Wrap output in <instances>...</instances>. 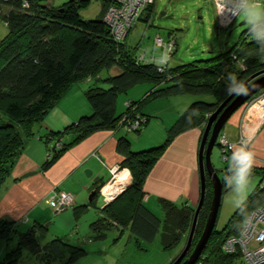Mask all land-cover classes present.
Returning a JSON list of instances; mask_svg holds the SVG:
<instances>
[{"label":"trees","instance_id":"16d2710c","mask_svg":"<svg viewBox=\"0 0 264 264\" xmlns=\"http://www.w3.org/2000/svg\"><path fill=\"white\" fill-rule=\"evenodd\" d=\"M90 2L91 0H66L56 5L50 0H0V19L7 27V32L0 38V114L6 118L1 119L0 116V186L9 176V167L22 151L26 139L36 134V123L73 83L86 78L99 79L98 74L103 68L116 66L118 69L115 74L102 77L104 85L93 84L85 89L86 99L92 108L91 113L82 114L62 131H45L39 135L40 138L48 141L49 137L57 136V139L62 140L60 135L73 131L74 136L67 141L73 143L96 130L113 127L125 112L144 115L143 123L146 124L148 116L141 112V107L147 100L175 94L213 93L216 97L214 101L195 100L191 95L192 101L167 128L166 137L159 144L133 149L127 136H118L115 148L122 156L119 169L128 168L131 180L114 201L99 207L98 211L102 214L90 223L92 228L99 229L109 227L113 221L112 225L116 224L120 229L128 228L137 238L147 241L153 240L159 234L161 246L170 248L182 236L188 235L194 207L159 196L157 200L164 213L160 218L144 202V180L173 137L195 125L203 128L208 114L237 86L238 82L233 84L235 79L228 81L218 76L220 70L231 65L232 72H237L240 77L264 68V36L248 41L240 38L225 53L169 67L168 61L159 62L165 53L164 41L168 38H162L163 44H158L155 37L156 45L161 46L159 57L154 53L150 56H146L145 52L136 54L125 47L124 40L114 38L103 19L104 6L110 0L103 1L98 17H81L80 9L87 7ZM153 4L154 1L147 8H151ZM2 5L6 7L3 8ZM142 54L144 57L140 59ZM235 58L242 62L239 71L234 70ZM213 59L217 61L213 62ZM163 64L164 70L158 69V65ZM143 82L151 83L152 88L141 99L127 100L129 104L125 102V110L116 114L117 96ZM143 123L134 131L139 132L144 126ZM17 124L22 125V133L17 132ZM202 132L203 130L201 134ZM53 144L51 155L44 161L43 167L50 165L64 148V144L58 148L56 143ZM219 147L221 148L220 145ZM232 156V150L228 151L225 161L231 160L232 168L221 179L222 194L231 186L228 180L230 174L239 167L238 162L232 160ZM7 161L8 168L4 167V162ZM261 171L263 177L262 167ZM104 181H96L95 189ZM225 185H228L227 188ZM205 187V200L185 258L193 250L208 215L212 198V187L208 178ZM96 196V193L93 194L88 203L73 206L76 215L95 205ZM263 201L264 188H261L259 182L222 228L214 226L192 264H245L239 249L226 251L222 243L227 236L239 234L249 209ZM16 226L14 220L0 218V234L6 239L10 238ZM47 231L46 223L33 222L26 231L19 232L17 246L7 252L6 260L0 261V264H16L22 247L39 252L41 245L37 236ZM43 248L41 256L46 262L65 252L68 253V260L72 261L86 252L82 246L71 244L59 235H54ZM175 259L176 257L173 261Z\"/></svg>","mask_w":264,"mask_h":264},{"label":"rangeland","instance_id":"374dc122","mask_svg":"<svg viewBox=\"0 0 264 264\" xmlns=\"http://www.w3.org/2000/svg\"><path fill=\"white\" fill-rule=\"evenodd\" d=\"M64 1L66 0H53L54 4L56 5L61 4ZM103 1L104 0H91L90 4L87 7L80 9L79 12L81 17L82 18L98 17L102 9ZM152 1H154V4L152 5L151 8H147V5L140 6L142 4L140 3L138 4V7L140 6L139 10L137 9V11H135L134 9L131 12L129 19L130 18L132 19L134 16H136V18L134 19L135 21L131 26L128 25L126 21L125 25L128 26L126 30L121 29V34H123L121 40H124V45L126 48H128L130 51L132 50L136 54L145 52L146 56H150L152 53H154L155 56H158L161 51V46L156 45L155 37H161V39L168 38L167 43H170L169 41H171L172 38L176 39V43H173L171 45L172 49L169 52V54L167 52L168 58L171 56L169 61L167 58L169 67H173L175 65L185 62H190L193 60H204L210 57H214L217 54L225 53L236 42H238L240 38H243L246 41L253 39L250 34H256L255 38L264 36V33H261V29L264 28V20L254 19L252 23L248 25L247 22L243 19V17H239V13H241L245 9V3L243 4V7L235 11L234 13L235 15L232 17V21L229 23V25L227 27H224L223 26L224 24L221 25L220 20H218V15L214 0H152ZM113 2H115V4L117 3V1L115 0H110L109 3L105 4L103 9V15L107 11L108 6L114 4ZM262 2H264V0H262ZM152 3L153 2H151V4ZM2 7L5 8L6 5H2ZM127 9L129 11L131 9V6H128ZM227 9L229 10L230 8L227 7ZM126 17L127 14L123 18V20L124 19L126 20ZM227 20L228 19L223 21V23H225ZM241 21L244 22L241 23ZM256 25L258 26L255 27ZM6 32H7V27L3 22V20L0 19V38L4 36ZM168 33H171V36L167 37ZM235 59L236 61L234 62V70L239 71L242 67V62L241 59L239 58H235ZM212 61L215 62L217 60L213 59ZM198 62L205 63L204 61H198ZM210 62L211 61H207V63ZM162 68H163L162 70H164L165 68L164 64ZM117 69L118 68L116 66H113L111 68H103L101 69L98 75H100L101 77H106L107 75L115 74L117 72L116 71ZM231 69H232L231 65L230 66L226 65V67L223 70H220L221 73L219 72L218 76L226 78L228 81H233L231 74L235 75L236 77L238 73L232 72ZM249 75L243 74L240 77L237 76L236 77L237 80L235 79L233 84L235 85V83L239 82L240 80L242 81L245 80V78H247ZM86 79H90V78H86ZM94 80L96 81L90 82V85H93V83L104 85L102 81L98 79H94ZM263 89L264 87L253 93L245 102H243L228 117V119L221 128L222 131H225L229 139L230 138L231 139L236 138V140L242 139L243 143L239 141L237 142V144L240 146L246 145L247 151H250L249 147L253 135L264 125V122L259 125V120H255V118H249L250 121L248 120L245 123L249 124L252 119H254L255 121L253 123L254 126L252 125L253 130L251 132V135L247 136L248 133L244 131L243 124H240V128L238 127V121L240 123L242 114H245V112L243 111L244 105L248 102V100L251 97H254L257 94H259ZM191 95L195 98V100L196 99H203L206 101L216 100V97L213 93H194ZM221 102L222 100L219 102V104ZM126 104L129 103L126 102ZM212 112L208 114V117L211 115ZM138 114L139 113L137 112L134 113L135 116H137ZM237 114H238V121L234 120ZM123 115L126 116L127 118L135 119V116L133 115V113H130V111L128 113L126 112L123 113ZM0 116L1 119H6L1 114ZM141 116L143 117L144 115L141 114ZM208 117L204 120V124H203L204 127L208 120ZM123 118H119L115 122V125L111 127V129L114 130L116 127L119 126H122L126 129L125 123L122 124ZM154 123L155 121L150 122L148 127L145 129V134L150 132L152 134L155 133L156 127H154ZM15 127L17 132L19 133L23 132L22 125L17 124ZM204 127L203 128L200 127L201 131L204 129ZM143 128L141 129V131L143 130ZM129 131H131L130 133H134L136 135L139 133V132H135L134 130L133 131L129 130ZM129 131H127V133ZM218 136H217V140H218ZM51 137H49L48 139L49 140L54 139V143H56L55 144L56 148L61 147L64 144L63 150H65L72 145V143H67L64 140L56 139L57 136H53L52 138ZM161 141H163V139H161L158 142ZM53 146L54 144L51 145L50 147L48 157H50L51 155ZM93 153L97 156L96 151H92L91 154L93 155ZM263 158H264V154L262 157H260V160H258L257 162L253 161L252 166L254 167H252L251 169L249 183L242 192L236 191L235 185L234 183H232L237 170L234 171L233 174H230V178L228 180L231 186L230 188L226 189L222 194L221 204L219 207L217 220L215 224L216 228L220 229L224 226V224L227 222L228 218L233 213V211L239 205H241V203L247 198L249 193L260 182V180L262 179L261 160ZM210 159L212 165L216 169L221 179L224 177L225 172L230 173L232 168L231 160L225 161L222 159L221 148L219 147V145L216 144L213 146L210 154ZM102 163L106 168V170L109 172V176L107 179H105V181L102 184H100V186L96 190L97 196L95 199V205H91L89 206V209H87L85 212L79 213L78 215L81 214L80 218L79 220L76 219L77 221L74 222L73 225H62L58 220L53 221V217L55 216V214L69 207L74 200L73 194L66 191L65 192L66 197L64 198L66 205L65 208H62L61 210L60 209L52 210L50 212V216H51L50 219L46 220L45 222L48 226L47 233L37 236L38 241L41 245L40 251L34 252L26 247H22L20 249V255L16 264H169L170 262L173 261L175 257L178 256V254L182 251V249H184L187 240L186 235L182 236L181 239L174 246L170 248H164L161 246L159 234H157L155 238L151 241H147L143 238H137L128 228L120 229V226H117L116 224L112 225L113 221L110 219H107L112 221V223L110 222L111 225L109 227L94 229L90 226L91 221L96 219L98 215L102 214L101 211H98L99 207H102L108 203L105 201V195L107 190L110 187L111 188L118 187V185H120L119 183H127L126 184L127 186L131 180V175L128 168L124 167L125 169L119 171L116 168V165H108L103 160ZM4 167L7 168L9 167V161L4 162ZM9 168H11V166ZM113 168L115 169L114 171L111 172L110 170ZM207 178L210 179L209 175L206 173L205 184L207 182ZM3 184H1V186ZM227 186L228 185H225V188H227ZM211 187H212V196H213L212 182H211ZM94 188L95 185L87 194L86 197L87 199H88V195L91 193V191ZM120 188L121 187H119L118 189ZM54 191L61 192L62 190L58 187H53L50 190L49 194L50 193L52 194ZM205 193H206V187H205ZM49 194L47 197V202L49 206L52 209H54L56 207L51 206L49 200L50 199ZM117 195L110 201H114ZM199 198H200V191L197 202L195 203V205H191L194 207V210L199 201ZM61 200L62 199L59 198V201ZM204 200H205V194H204ZM144 202L146 206H148L149 209L152 212H154L156 215H158L160 218L164 216L163 209L160 206L157 198L150 197L148 202L146 200ZM175 202H177L178 204L189 205L188 202L185 201L181 202L180 199H177ZM256 207L257 205L250 208L249 211L250 210L254 211ZM31 224H32V220L29 221L27 224L21 222L16 226V230L11 232L10 238L8 239H6L4 236L0 234L1 262L6 260L5 257L7 252H9L11 249L17 246L19 232L26 231ZM54 235L63 236L71 244L82 246L86 250V252L72 261L68 260L67 258L68 253L65 252L63 255L51 257L50 260L46 262L41 256L42 251L44 250L43 246ZM227 238L228 236L224 238V241ZM240 255H241V259L243 260L242 254ZM247 256L249 258L250 255ZM184 259H186L185 256L182 258V260Z\"/></svg>","mask_w":264,"mask_h":264},{"label":"crops","instance_id":"0c3cea01","mask_svg":"<svg viewBox=\"0 0 264 264\" xmlns=\"http://www.w3.org/2000/svg\"><path fill=\"white\" fill-rule=\"evenodd\" d=\"M169 36L171 33H168L167 37ZM101 79L99 75L98 80ZM95 81L91 78L73 83L36 123V134L26 139L22 151L11 165L9 176L0 187V218L14 220L17 225L21 222L27 224L31 220L32 223L35 221L45 223L50 219V212L53 210L47 202L48 194L53 187H58L73 194L74 200L69 207L56 213L53 221L58 220L62 225H73L81 215L76 217L73 206L88 203L90 200L86 197L94 183L109 176L102 160L108 165L120 163L122 156L115 148L118 136H127L133 149L159 144L162 141H158L165 139L167 128L193 99L190 94L150 99L141 107V112L148 116V120L143 126L145 128L142 127L143 130L137 135L122 126L114 130L111 128L96 130L72 143L50 165L43 167L54 139L45 141L39 135L48 130L62 131L82 114L91 113L92 108L84 91L90 82ZM151 88V83L143 82L132 86L127 92L120 93L115 104L116 114L125 110L127 100L141 99ZM234 120L238 121V114ZM151 121H155V133L145 134V129ZM254 121L252 119L249 124L243 122V129L249 136ZM73 136V131H67L60 135V138L67 142ZM200 136V126L195 125L173 137L144 180V201L148 202L150 197L162 196L195 205L200 191L198 168ZM231 140L235 141L236 138ZM240 147L235 144L232 152ZM249 149L253 153V161L257 162L263 156L264 125L253 135ZM92 151H96L97 156L92 155Z\"/></svg>","mask_w":264,"mask_h":264},{"label":"built area","instance_id":"2783aa9c","mask_svg":"<svg viewBox=\"0 0 264 264\" xmlns=\"http://www.w3.org/2000/svg\"><path fill=\"white\" fill-rule=\"evenodd\" d=\"M117 3L113 2L114 4L109 5L107 11L103 15L104 21L108 24L109 30L111 34L114 36L115 39L121 40L122 35L121 29L126 30L128 25H132L135 21L134 19L136 16H134L132 19H129V16L131 15V12L135 9L139 10L140 6L148 5L149 3L153 2L152 0H115ZM215 7L217 10L218 20H220V24L224 27H227L229 23L232 21V17L235 15V11L239 10L241 7H243V4L245 3V0H214ZM112 3V2H111ZM142 3L139 7L138 4ZM223 5L222 8L218 7V5ZM128 6H131V9L128 11ZM227 7L230 9L228 10ZM127 14L126 20L123 18ZM228 19L225 23V21ZM128 23V25H125V23ZM222 22V23H221ZM156 42L158 44H163V39L161 37H156ZM168 41V40H167ZM167 41H164L165 45V53L163 55V58L160 59L159 62L166 63L168 54L171 51V45L175 43V39L172 38L170 43H167ZM168 52V54H167ZM144 55H140V59H142ZM163 65H158V69L162 70ZM243 111L245 114H242L240 123H238V127L240 128V124L245 123L246 121H250L249 118H255V120H259V125L264 122V89L261 90L259 94H257L254 97H251L248 102L244 105ZM124 117V118H123ZM122 124L125 123L126 129L128 130H135L138 126H140L141 122L143 123L144 117L141 115L135 116V119L127 118L123 115ZM127 118V120H126ZM126 122H123L125 121ZM258 125V126H259ZM248 136V135H247ZM219 145L221 146V153H222V159H227V152L232 150L234 148V145L237 144V142L241 141L243 143L242 139H237V141H232L228 138L225 131L220 130L218 140ZM93 155H95L93 153ZM262 161V168L264 171V158ZM116 168L121 171L123 168L119 169V165H116ZM115 168L111 169L110 171H114ZM117 173V171H116ZM115 175V174H114ZM113 179V178H112ZM112 181V180H111ZM110 181V182H111ZM118 188L121 187L118 190H123L126 187L127 183H119ZM261 188H264V172L263 177L260 181ZM115 187H110L105 195V201L109 202L112 200L118 193L117 189H114ZM64 190L61 192H53L50 193V204L51 206H55L53 210H61L62 208H65V196ZM114 192V194H113ZM58 194V195H57ZM67 195V194H66ZM59 198L62 200L59 201ZM67 204V203H66ZM222 247L226 251H234L236 248L239 249V251L242 254L243 262L245 264H260L264 262V201L257 205V207L254 209V211H249L247 215L245 216L240 232L238 235H230L228 238L222 243ZM245 249V250H244ZM244 253V254H243ZM247 255H250L249 258H247Z\"/></svg>","mask_w":264,"mask_h":264},{"label":"water","instance_id":"95a60500","mask_svg":"<svg viewBox=\"0 0 264 264\" xmlns=\"http://www.w3.org/2000/svg\"><path fill=\"white\" fill-rule=\"evenodd\" d=\"M243 22L244 21H241V23ZM240 83L243 84L245 92L238 94L231 91L208 117L203 132L200 136V143L198 148V167L201 182L200 198L194 210L192 224L187 235L185 247L171 264H192L198 257L215 226L222 198V182L216 169L212 165L210 154L213 146L219 144V142L217 141V136L228 117L253 93L264 87V68L250 74L247 78H245V80ZM206 173L209 175L213 185V196L211 199L208 215L204 223L203 230L193 250L186 259L182 260L190 247L197 217L203 204ZM95 193L96 189L94 188L88 195V200H91V196Z\"/></svg>","mask_w":264,"mask_h":264},{"label":"clouds","instance_id":"9594fccd","mask_svg":"<svg viewBox=\"0 0 264 264\" xmlns=\"http://www.w3.org/2000/svg\"><path fill=\"white\" fill-rule=\"evenodd\" d=\"M218 7L222 8L223 5L219 4ZM239 17H243L248 25H250L254 19L264 20V2H262V0H245V9L239 13ZM261 33H264V28L261 29ZM250 35L255 39L256 34ZM231 75L233 79H236L235 75ZM232 92L238 94L244 93L245 88L242 83L238 82L237 87L234 88ZM232 160L239 164L232 183H234L236 191L242 192L249 183L253 164V153L246 150V145H242L233 153Z\"/></svg>","mask_w":264,"mask_h":264},{"label":"bare ground","instance_id":"6f19581e","mask_svg":"<svg viewBox=\"0 0 264 264\" xmlns=\"http://www.w3.org/2000/svg\"><path fill=\"white\" fill-rule=\"evenodd\" d=\"M115 188H118V187H115ZM120 192H122L121 190H117V193L119 194ZM113 194H114V192H113ZM245 250V249H244ZM247 258H248V256H247Z\"/></svg>","mask_w":264,"mask_h":264}]
</instances>
